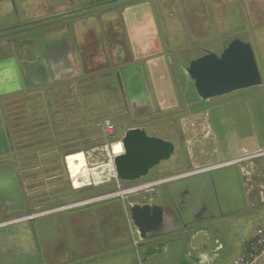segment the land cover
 <instances>
[{
  "label": "rangeland",
  "instance_id": "rangeland-1",
  "mask_svg": "<svg viewBox=\"0 0 264 264\" xmlns=\"http://www.w3.org/2000/svg\"><path fill=\"white\" fill-rule=\"evenodd\" d=\"M102 1L106 0H53V2H51V0H0V29L4 30V32L5 30L10 31L16 27L26 25L36 19L49 16L51 15V12H54L56 9L65 10L57 12L62 13L69 10L87 7ZM140 2L141 1H138L114 9L98 11L74 18H66V20L61 22L25 30L9 36H2L0 39L13 41L17 36L23 37L26 35H34L40 39L41 34L43 32L47 34V31L52 29V27L68 26L70 29L72 28V30H74V34L79 42H83V39H86L87 41L91 40L90 42H94V40L96 41L97 39L99 41L98 45L103 41L107 42L106 46H110V49L108 51L106 50L104 53L111 54L113 53L111 50L113 49L112 47H114L113 44L118 46L125 40V28L122 17L119 14L124 11L125 7L136 5ZM154 2L156 3V7L158 9L160 22L162 23V30L161 28L160 30L164 40L165 49L168 51L167 60L173 65L174 78L176 79L174 89L179 92V95H176L173 103L177 105L176 107H173L171 111H161L158 106L160 104L159 99L155 98L153 95V98L150 100L152 102V106H157L156 111L141 115L139 114V107H142V103L144 104L146 100H142V103L130 102L124 89L119 88L120 86L112 91H101L104 102L112 103L113 100H115L111 106L108 104V106H110V109L108 108L110 115L107 117L115 125L117 135L115 141L121 139L120 136L124 134L127 128L135 126L137 123L142 122V120H145L146 118L156 116L155 119L158 120V123H152L153 126L150 128L149 132L159 134L169 139L176 138L175 142L179 145L176 146L177 148L175 154L178 153L177 149L180 146H183L190 161L198 159L197 161L203 162V159L208 158L214 163L216 158L219 159V148L226 146V142H220L223 137L220 132V124L222 123L217 118L215 107H217V104L219 103H223L226 106L228 104L227 96L231 95L230 93L232 92L209 99H203L198 94L191 79L190 81L192 84H190L189 87L181 84L182 82H180L179 79V68L182 66L181 68L188 73L186 67L189 65L191 59L200 56V54L202 55L205 48L206 50L220 52L229 40L234 37H240L252 43L263 82L262 84L239 90H246L253 87L264 89V0H152V6L155 11ZM200 30L207 31L205 33L206 35L211 34L213 30L218 33L221 32L222 35L217 33L213 35L216 38L220 37V39H218L219 42L216 43L211 41L212 39L210 38H212V35L208 40L206 38H199L201 36ZM83 33H87L86 38V35ZM112 35H116L117 39L113 38ZM208 46L212 47L207 48ZM98 55L100 56L103 54L99 52ZM173 57H177V59L173 60ZM172 60L174 63H172ZM183 63L187 64L185 65ZM103 73L104 72H97L94 75L101 77L103 76ZM115 74L116 70L113 72L114 77ZM84 76L87 75H83L82 77ZM120 78H122L121 75ZM98 82V85L103 84L99 80ZM92 85H97V83L93 82ZM122 87L124 88V85ZM115 95L117 97H114ZM124 97L127 99V104L124 103ZM219 97L225 98L219 99ZM146 104L148 105L149 103L146 102ZM5 107H8V105L5 104ZM10 107L11 106L9 105L8 108ZM12 108H15V106H12ZM32 119L33 118H29L23 121L24 127L22 126V134L24 135V143L21 144V147L24 149H26L24 146L30 145V140H32V129L30 128ZM100 121H103V118L96 121V128L92 127V131L95 130V134L91 137V140L94 139L95 142H102V144L90 147V145H88L89 142H86L85 145L80 146L79 148H74L73 146L69 147V149H67V154L65 155V162L63 161L59 163L61 166L59 167V173L58 171L57 173L61 174L62 181L64 182V179L67 178L66 173H64L66 170H64L65 168H63V165L66 164L68 171L67 177H69L72 189H74V187H79L72 182L73 177L69 171L66 161L68 154H73L79 151L85 153L88 160L87 168L89 173L88 178L90 180L98 181L105 177H96L94 174V171L97 172L107 167L106 164L108 163L107 151L101 150L105 141V130L102 125L98 124ZM43 125L44 123L42 122L40 124V126H42L40 131L43 129ZM222 125L224 126V123ZM101 136L103 139H101ZM75 143H80V145H82L83 142L75 141ZM86 144L88 145V148H85V146H87ZM202 149H204V152H202ZM175 154L172 155V160H175ZM163 162L164 163L161 166L154 168L155 171L161 170L166 166H170L166 165L169 161ZM194 165L195 164L190 162V166L187 170L193 168ZM222 170L224 171L223 174H221ZM105 171L107 172L108 168L105 169ZM215 173L218 177V185L219 188H221L220 191L224 189L227 190L229 186L228 184L232 182L237 194L243 198V180L240 172L238 171V166L231 165L226 168H221L216 170ZM227 174L230 178L225 177ZM188 175H192V173ZM197 176H201V179L203 177L207 178V180L210 179V191H214V181L209 174L203 173L198 174ZM182 182L189 184L191 187H196L198 179L196 176H187L182 179ZM32 183H34L33 180ZM86 183L88 184L89 180L82 181V185ZM232 184L230 187H232ZM107 187L108 186L105 188ZM36 191L37 190H35V192ZM80 193H82V190L78 191V197L82 196ZM73 205L74 201L68 203L66 202L55 207L52 206L53 208L50 207L48 209H43L45 206H41L40 208L33 205L32 208L28 209V212L24 215L27 216V220L7 225V231L4 230L5 227L0 228V241L4 240L1 235L7 233L5 242H1L0 247L4 246V250L11 249V256L14 259L19 258L20 260L22 250L20 245L25 246L24 244H27L26 249L28 251L27 257H29V260L38 258L41 264H64L65 262H73V264H116L119 262L124 264V260H126V258H136L135 253H132L131 255H127L125 253L117 256H104L99 257V259L91 254H76L75 251L72 250L75 246V238L72 233L71 224L76 213H70L71 210L74 209ZM258 207L259 209L257 210H262V215L264 216V208L261 209L260 206ZM52 209L69 210L45 214ZM38 213L45 215L37 216L39 215ZM19 215L20 213L14 217L10 216V218H13L15 221V219H17L16 216L19 217ZM231 222L232 221H228V223L226 222L227 229L221 237V241L223 240L227 243L226 248L221 249V256H218L216 260H213L212 264L232 263L238 255L236 244L241 238L242 230H239V226L235 223L234 225H231L233 224ZM262 223V219L260 218V220L253 224V226ZM21 233H23L24 236ZM58 239H69L70 241L69 243L66 241L64 243V240L57 242ZM56 244L64 245L55 249L54 245ZM3 249L0 248V252H3ZM69 249L71 252H69ZM125 255L127 256L125 257Z\"/></svg>",
  "mask_w": 264,
  "mask_h": 264
},
{
  "label": "crops",
  "instance_id": "crops-1",
  "mask_svg": "<svg viewBox=\"0 0 264 264\" xmlns=\"http://www.w3.org/2000/svg\"><path fill=\"white\" fill-rule=\"evenodd\" d=\"M58 11L65 10L56 9L51 12V15ZM119 15L122 17L125 28V40L122 41V46L113 44L114 47L111 49L113 53L111 54L104 53L110 49V46H106L107 42L103 41L99 45L97 39L94 42L86 39L79 42L74 30L68 26L52 27L47 31V34L43 32L40 39L34 35L17 36L13 41L0 39V219L6 215L14 217L18 213H24L25 210L28 212V209L32 208L33 205L41 208L39 199L42 198V195H39L37 191L35 192L33 188L31 192L26 189L27 187L24 186L21 178L18 162L20 152L12 142L6 116V112L10 109L9 106L5 107V104L8 105L11 102L7 100L9 96L28 93L40 94L44 87L57 81L75 80L80 79L83 75L88 76L97 72L107 71L108 73L109 70H117L122 77L123 89L129 101L142 103V100H146L149 103L148 105L146 102L142 103V107H139V114L156 111L157 106H152L150 100L153 95L159 99L160 104L158 106L161 111H171L173 107H176L177 104H174L173 100L176 95H179V92L174 89L176 79L174 78L173 65L167 60L168 51L164 46L152 0H142L136 5L125 7ZM2 31L4 32L0 29V32ZM206 32L200 30L203 37L200 36L199 38L208 40L212 35L211 41L219 42L220 37L216 38L213 35L215 33L222 35L221 32L218 33L213 30L209 35H206ZM83 34L86 35V38L87 33ZM112 37L117 39L116 35H112ZM210 47L212 46L207 48ZM99 52L103 55L99 56ZM175 59L177 57H173V60ZM173 60L172 63H174ZM183 64L186 65L187 63ZM181 67L179 68L180 82L189 87L190 84L194 83V80ZM97 79L99 80L100 77ZM104 80L112 82L115 81V78L110 76ZM238 90L232 91L231 95L227 96L228 104L226 106L219 103L215 107L218 120L222 124L224 123V126L220 124V132L223 135L220 142H226V146L218 150L219 159L216 158L214 163L208 158L203 159V162L193 159L192 163L195 165L191 169L197 171L192 175L187 174V176H196L197 185L202 191L207 192L210 190V179L207 180L205 177L201 179V176L197 175L209 174L214 181L215 190L221 196H229L232 205L237 208L242 197L237 194L232 182L228 184L227 190L220 191L221 188H219L218 177L215 172L231 165L238 166V171L243 180V197H245L249 207L247 216L238 215L231 222L233 223L231 225L235 223L239 226V230H242L241 238L236 244L239 255L244 245L252 238L255 227L264 224L263 211L257 210L259 209L258 206L261 209L264 208V89L253 87ZM221 98L225 97H219V99ZM93 104L100 103L95 99ZM223 172L222 170L221 174ZM225 177L230 178L228 174ZM26 181H29V178ZM117 182L116 179L111 178V180L104 182L94 181L91 185L86 183L81 188H70L64 203L74 201V203L85 204L90 193L93 191L101 192L106 186H113L116 189ZM24 183L26 184V182ZM231 184L232 187H230ZM80 190H82L80 193L82 196L78 197ZM79 203L76 206L80 205ZM46 208L50 207L43 209ZM69 209L50 210L45 214L63 212ZM260 218L263 223L253 226ZM60 240H64V243L70 241L69 239H58L57 242ZM120 244L123 245V243ZM226 244L225 242V246ZM63 245L56 244L54 247L56 249ZM69 252H71L70 249ZM126 260L128 259L126 258ZM116 264L123 263L118 262ZM260 264H264V258Z\"/></svg>",
  "mask_w": 264,
  "mask_h": 264
},
{
  "label": "flooded vegetation",
  "instance_id": "flooded-vegetation-1",
  "mask_svg": "<svg viewBox=\"0 0 264 264\" xmlns=\"http://www.w3.org/2000/svg\"><path fill=\"white\" fill-rule=\"evenodd\" d=\"M155 118L156 116L146 118L136 126H143L152 134L149 132L152 123H158ZM177 150V154H172H175V160L171 159L172 155L164 160L169 161L166 165L170 166L155 171L154 168L164 163L162 161L146 177L133 183L119 181L116 189L109 186L101 192L93 191L89 195V202L74 206L70 212H76L71 224L75 238L73 251L80 255L91 254L97 259L125 253L136 254V258L124 260V264H212L213 260L220 257L221 249L226 248L225 241H221L227 229L226 222L233 221L238 215L245 217L249 212L245 197L236 208L229 196H221L215 189L204 192L199 185L191 187L183 183L182 179L187 177L183 173L188 172L187 168L192 161L188 159L183 146ZM108 180L111 179L106 181ZM150 182L154 183L148 184ZM118 184L121 189L132 185L137 189H126L118 193ZM99 196L103 197L97 199ZM155 203L163 206L167 221L163 226H154L152 231L147 232L146 237H142L132 222L129 207L133 204ZM41 206L45 204L41 203ZM25 213L26 210L15 221L10 215L3 216L0 219V228L5 227L6 230L9 224L27 220ZM157 231L164 233L155 234ZM1 237L4 240L1 239L3 241L0 244L5 242L7 233ZM24 245H20V260L11 256V249L4 250V246H1L4 251L0 252V264H41L38 258L29 260L27 244Z\"/></svg>",
  "mask_w": 264,
  "mask_h": 264
},
{
  "label": "trees",
  "instance_id": "trees-1",
  "mask_svg": "<svg viewBox=\"0 0 264 264\" xmlns=\"http://www.w3.org/2000/svg\"><path fill=\"white\" fill-rule=\"evenodd\" d=\"M103 72L105 74L103 73L99 79L103 83L101 85H98L96 75L89 74L80 79L57 81L44 87L40 94L14 95L7 99L11 101L8 103V106L11 105V109L6 112V116L12 142L20 152L18 162L23 184L30 192L33 188L38 191L39 195H42L39 202L45 204V207L63 204L69 194L71 186L65 163L63 168L66 170L64 173H66L67 179H64L63 182L61 174H58L61 166L59 163L65 162L67 149L72 146L79 148L86 142H89L90 147L102 144V142H95L94 139L91 140L95 134L92 127L96 128L97 120L110 115L108 108L110 109L115 100L112 103L104 102L101 91H112L119 86L123 89L122 83L116 80V74L115 77L113 76V70H109L108 73L107 71ZM110 76L115 78V81L104 80ZM93 82L97 85H92ZM118 96L120 97L119 94ZM95 99L100 104H93ZM124 103L127 104L125 97ZM29 118H33L30 123L32 140H30V145L24 146L26 148L24 149L21 147V144L24 143L22 126L24 127L23 121ZM42 122L44 125L40 131ZM101 139H103L102 136ZM75 141L83 143L80 145ZM88 145L85 148H88ZM27 178L30 180L26 181Z\"/></svg>",
  "mask_w": 264,
  "mask_h": 264
},
{
  "label": "water",
  "instance_id": "water-1",
  "mask_svg": "<svg viewBox=\"0 0 264 264\" xmlns=\"http://www.w3.org/2000/svg\"><path fill=\"white\" fill-rule=\"evenodd\" d=\"M138 1L142 0L102 1L80 9L69 10L36 19L10 31L1 32L0 37L60 22L66 18H74L98 11L114 9ZM154 6L161 28L162 23L160 22L155 2ZM186 70L194 80L197 92L203 99H209L238 89L259 85L263 82L252 43L240 37L232 38L220 52L207 50L202 55L191 59ZM116 78L119 80V83H122L119 72L116 73ZM122 143L124 151L114 156V164L118 179L130 183L146 177L152 168L162 161L169 159L176 150L174 141L162 136L149 134L143 126L127 128L122 135ZM195 171L197 170H190L183 174L187 175ZM152 183L154 182L148 184ZM90 200L86 201L89 202ZM78 203H74V205ZM129 209L132 222L142 237H146L147 232L152 231L154 226H163L167 221L166 211L158 203L153 205L133 204L130 205ZM162 233L164 231L155 232V234Z\"/></svg>",
  "mask_w": 264,
  "mask_h": 264
},
{
  "label": "built area",
  "instance_id": "built-area-1",
  "mask_svg": "<svg viewBox=\"0 0 264 264\" xmlns=\"http://www.w3.org/2000/svg\"><path fill=\"white\" fill-rule=\"evenodd\" d=\"M98 124L102 125L105 130V141L101 147V150L107 151V161L108 163L107 173L103 174V176H107V179L115 178L118 183L119 179L117 177L115 164H114V156L118 153L124 151L116 152L114 150V145L116 142H122V135L120 136V140L115 141L116 139V131L114 123L106 118L103 121H100ZM123 144V143H122ZM106 179V180H107ZM73 184L74 180H72ZM90 183V180H89ZM82 186V182L80 184ZM118 193L124 190H136L137 187L135 185L130 186L126 189H121L120 184H118ZM264 258V224L258 225L255 227L252 238L248 240V242L244 245L242 251L239 253L238 256L235 257L231 264H260L261 260Z\"/></svg>",
  "mask_w": 264,
  "mask_h": 264
},
{
  "label": "bare ground",
  "instance_id": "bare-ground-1",
  "mask_svg": "<svg viewBox=\"0 0 264 264\" xmlns=\"http://www.w3.org/2000/svg\"><path fill=\"white\" fill-rule=\"evenodd\" d=\"M122 149H124L123 144H121V142H116L115 145H114V150L116 152H120V151H122ZM66 161H67V165H68L69 171L71 172V175L73 177L75 185L78 186L79 188L83 187V186L80 185L81 182L83 180H85V181L90 180L88 178V176H89L88 168H87L88 167V160H87V157H86L85 153L82 152V151H79V152H76V153H73V154H68L67 157H66ZM105 169H107V167H105V168H103V169H101V170H99L97 172L94 171V170L93 171H94V174L96 175V177L102 178L103 174L107 173L105 171ZM107 178L108 177L106 176L102 180L101 179L98 180V182H100V181L104 182V181H106ZM91 181L92 180H90V182ZM99 197L102 198L103 196H99ZM99 197H97V198H99ZM89 199H91V198H87L86 200H89ZM74 206H76V205H74Z\"/></svg>",
  "mask_w": 264,
  "mask_h": 264
}]
</instances>
